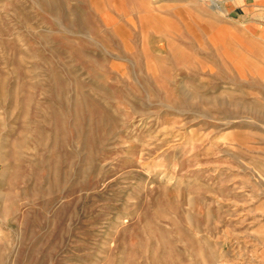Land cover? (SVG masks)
Returning a JSON list of instances; mask_svg holds the SVG:
<instances>
[{
  "label": "rangeland",
  "instance_id": "1",
  "mask_svg": "<svg viewBox=\"0 0 264 264\" xmlns=\"http://www.w3.org/2000/svg\"><path fill=\"white\" fill-rule=\"evenodd\" d=\"M0 264H264V42L227 0H0Z\"/></svg>",
  "mask_w": 264,
  "mask_h": 264
},
{
  "label": "crops",
  "instance_id": "2",
  "mask_svg": "<svg viewBox=\"0 0 264 264\" xmlns=\"http://www.w3.org/2000/svg\"><path fill=\"white\" fill-rule=\"evenodd\" d=\"M227 6L249 34L264 42V0H227Z\"/></svg>",
  "mask_w": 264,
  "mask_h": 264
}]
</instances>
